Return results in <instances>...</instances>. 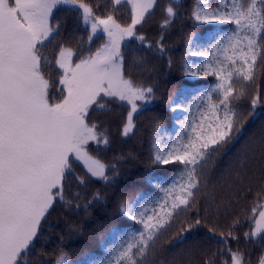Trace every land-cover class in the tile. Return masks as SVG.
<instances>
[{
  "label": "snow or ice",
  "instance_id": "snow-or-ice-1",
  "mask_svg": "<svg viewBox=\"0 0 264 264\" xmlns=\"http://www.w3.org/2000/svg\"><path fill=\"white\" fill-rule=\"evenodd\" d=\"M126 3L131 5V21L121 25L111 14L95 16L93 8L81 0H0V264H24L32 255L42 221L58 202H69L66 183L75 162H80L91 177L108 179L105 164L94 158L88 147L92 141L101 142L97 126L90 123L93 106L103 109L105 98L127 101L131 111L123 132L128 135L134 126L136 101H148L152 94V88L125 78L120 41L136 34L137 25L145 22L155 0ZM60 4L78 5L85 23L91 22L93 35L102 26L109 42L75 65L71 50H59L54 63L62 87L61 96L54 98L48 74L52 62L42 49L55 39L58 25L53 27L51 16ZM166 12L169 18L176 16L172 6ZM193 15L202 24L234 28L213 45L222 59L215 58L199 72H187L189 76L216 77L218 83L200 94L204 105L197 107L190 123L181 125L175 142L161 148L157 141L154 146L153 163L178 164L182 166L180 174L170 187L161 188L165 194L162 201L137 197L135 202L125 203L121 212L140 229L113 233L118 243L106 245L107 258L90 257L87 264H149L162 230L174 216L189 211L201 195V177L211 158L210 150L218 151L231 141L233 130H238V114L231 105L243 91L237 92L234 76L244 82L255 77L264 45V0H217L216 8L210 0H199ZM138 39L143 41L144 37ZM192 54L208 55L206 51ZM255 104L253 100V107ZM181 107L177 103L171 110ZM103 143L107 145L108 140L104 138ZM76 179L86 183L85 178ZM200 223L195 219L196 225ZM228 236L237 239L231 231ZM256 237L264 241V211L259 213L254 230L245 233L246 239ZM223 242L227 245L226 239ZM228 252L230 264H253L239 249L229 248ZM214 257H207L204 264H215ZM54 264H68L66 255L62 253ZM255 264H264V253Z\"/></svg>",
  "mask_w": 264,
  "mask_h": 264
},
{
  "label": "trees",
  "instance_id": "trees-1",
  "mask_svg": "<svg viewBox=\"0 0 264 264\" xmlns=\"http://www.w3.org/2000/svg\"><path fill=\"white\" fill-rule=\"evenodd\" d=\"M81 2L92 7L95 16L111 14L121 25L131 21L127 3ZM210 2L213 8L217 7V0ZM198 3L199 0H155L145 22L137 25L136 34L120 47L126 78L152 88L153 104L133 116L134 126L128 135L123 132L130 112L126 104L105 98L103 109L93 106L90 123L97 126L102 142L88 147L90 154L105 164L108 179L91 177L81 163H74L73 174L66 183L69 202H58L42 221L33 253L24 264H54L62 253L68 264H85L90 257L105 259L106 245L118 243L113 233L141 227L123 215V205L135 202L137 197L164 199L161 188L171 186L182 166L153 163L154 146L157 141L161 148L175 142L181 125L190 123L197 107L204 105L200 94L218 83L216 77L189 76L187 72H199L220 57L213 45L220 35L227 36L234 28L196 21L193 14ZM169 6L174 7L175 17H167ZM51 24L58 25L53 33L55 39L42 52L52 62L48 74L54 88L50 94L59 98L62 86L58 82L59 70L54 67L59 50H71L73 62H79L94 55L105 36L101 32L93 35L91 22L85 23L83 14L69 5L54 9ZM200 51L208 55L192 54ZM234 84L237 92L243 91L231 105L238 114V130H233L231 141L218 151L210 150L211 158L201 177V195L189 211L174 216L162 230L149 264H204L213 254L215 264H230L229 248L248 254L255 264L264 253V241L259 237L245 238V233L254 230L264 203V45L254 79L244 82L234 76ZM177 103L182 107L173 112ZM77 176L85 178L86 183L80 184ZM195 219L201 223L196 225ZM230 231L237 239L228 236Z\"/></svg>",
  "mask_w": 264,
  "mask_h": 264
},
{
  "label": "rangeland",
  "instance_id": "rangeland-1",
  "mask_svg": "<svg viewBox=\"0 0 264 264\" xmlns=\"http://www.w3.org/2000/svg\"><path fill=\"white\" fill-rule=\"evenodd\" d=\"M121 3H126V0H121ZM62 5H64V4H60V5H57L56 7H59V6H62ZM130 5V4H129ZM69 6H71V8H74L75 10H79L82 14H83V10L82 9H79V7H78V5L77 6H73V5H69ZM55 7V8H56ZM130 7H131V5H130ZM54 8V9H55ZM54 9H53V11H54ZM151 9V8H150ZM149 9V10H150ZM52 11V12H53ZM102 33L104 36H105V41H104V43L102 44V47H104L108 42H109V38H108V36H107V34L106 33H104L103 32V28H102V26H100V27H98V29H97V32L96 33ZM127 38L128 37H125L124 39H122L121 41H120V47H122L123 45H125L126 43H127ZM101 47V48H102ZM72 52V51H71ZM72 54H73V52H72ZM59 56V52L57 53V55H56V58ZM73 55H72V57H71V61H72V63H73V65H75L76 63H79V62H73ZM55 58V59H56ZM54 67H56L55 65H54ZM125 78H126V76H125ZM137 85H139V86H141V84H137ZM142 87H145V86H142ZM145 88H149V87H145ZM152 94H153V91H152ZM152 94H151V96H150V98H149V100L148 101H136V103H137V105H138V108H137V111L135 112V113H133L132 115L134 116L135 114H138L139 112H141V111H143L144 109H146L148 106H151L153 103V100H152ZM117 101H119V102H122V103H124V104H126L129 108H130V111H131V105L130 104H128V102L127 101H120V100H118L117 99ZM97 134H98V132H97ZM98 136L100 137V135L98 134ZM101 142H102V140H101ZM89 145H97V143L96 142H94V141H92V142H90L89 143ZM88 145V146H89ZM99 145V144H98ZM75 163H80V162H75ZM89 174V173H88ZM90 175V174H89ZM261 211H264V203L261 205V207H260V212ZM259 212V213H260ZM257 219H259V214H258V217H257ZM256 219V220H257ZM87 261L88 260H86V262H85V264H87Z\"/></svg>",
  "mask_w": 264,
  "mask_h": 264
}]
</instances>
